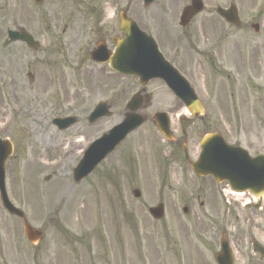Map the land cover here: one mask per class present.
Listing matches in <instances>:
<instances>
[{
  "label": "rangeland",
  "instance_id": "obj_1",
  "mask_svg": "<svg viewBox=\"0 0 264 264\" xmlns=\"http://www.w3.org/2000/svg\"><path fill=\"white\" fill-rule=\"evenodd\" d=\"M105 1L44 0L36 5L33 0H0V137L14 146L5 163L9 198L34 227L58 213L69 219L70 264H215L213 256L223 231L231 242L234 264H264L252 252L249 238L251 233L264 245V196L256 202L261 208L255 204L245 208L241 203L251 198L249 195L224 196L213 179L206 178L195 182L210 188L202 206L198 201L165 202L163 223L159 224L147 213L156 205L152 196L157 191L151 179L141 183L145 198L128 202L116 196L113 156L86 178L73 180V167L82 155L79 149L106 132L116 117L112 114L99 119L80 136L76 135L80 124L59 131L51 119L69 114L85 117L99 101L107 102L114 113L113 87L127 85L107 69H82L87 39H79V32L91 24L83 12L86 5ZM186 2L189 0H157L150 7L152 19H170L171 24H177L176 14ZM125 5L117 3L116 8ZM159 9L164 15L157 13ZM134 11L136 19L144 18L138 0ZM19 27L31 33L40 47L31 50L20 42L2 46L6 30ZM28 71L32 81L26 76ZM198 83H203L202 73ZM67 95L74 96L75 101L66 104ZM215 128L229 143L245 144V123L232 121ZM74 139L81 140L80 148L64 151L62 145ZM47 176L50 178L45 180ZM183 206L190 212L207 213L211 224L208 220L196 224L193 215L182 216ZM3 260L33 264V248L25 239L23 226L4 209Z\"/></svg>",
  "mask_w": 264,
  "mask_h": 264
},
{
  "label": "flooded vegetation",
  "instance_id": "obj_2",
  "mask_svg": "<svg viewBox=\"0 0 264 264\" xmlns=\"http://www.w3.org/2000/svg\"><path fill=\"white\" fill-rule=\"evenodd\" d=\"M112 1L113 6L110 0L86 5L83 17L90 18L91 24L80 29L79 39H87L81 55L84 72L88 66L107 69L118 80L124 79L127 83L125 87H120V83L113 87L116 124L131 112L128 108L130 104L137 107L134 113L141 114L144 119L112 152L114 192L123 201H138L147 197L141 183L149 178L153 181V190L157 191L152 196L155 202L193 203L199 199L203 204L210 188L195 182L212 177L198 176L189 163L199 155L202 136L218 132L216 124L245 123L247 129L243 146L253 155L264 154L263 0H201L203 9L193 15L185 26L171 24L170 19L154 21L150 6L144 7L143 19H136V0ZM123 2H126L124 7L116 8L117 3ZM188 3H183L176 18L179 19ZM219 7L232 10L239 22L225 21L216 13ZM125 8V14L153 38L165 61L189 81L198 101L187 102L178 98L161 79L153 78L141 83L134 75L112 71L107 62L98 63L89 58L91 50L98 44L107 54H118L117 44L124 37L119 15ZM157 13L164 15L161 9ZM170 13L171 9L165 11V16ZM199 73L203 74L201 84L198 83ZM133 96L134 100H131ZM75 99L67 95L64 102L70 104ZM158 113H165V116L157 117ZM76 118L75 124L62 131L80 124L76 135H84L89 126L87 116L76 115ZM160 118L168 121L170 139L163 137L158 130L157 121ZM215 186L219 191L223 190L220 184ZM135 191L139 193L138 197ZM55 215L35 227L40 234L36 243L31 244L33 264L71 262L69 219L60 213ZM186 215H193L196 224L205 219L211 224L210 219L204 217L205 213L187 211ZM186 225L183 224L187 228ZM166 230L170 232L169 228ZM0 264H16L3 260V207Z\"/></svg>",
  "mask_w": 264,
  "mask_h": 264
},
{
  "label": "water",
  "instance_id": "obj_3",
  "mask_svg": "<svg viewBox=\"0 0 264 264\" xmlns=\"http://www.w3.org/2000/svg\"><path fill=\"white\" fill-rule=\"evenodd\" d=\"M35 1L40 3L42 0ZM143 1L145 4H149L152 0ZM200 8V1L192 0L191 7L184 10L181 22H185L188 16L197 12ZM218 13L227 20L231 19L228 11L219 9ZM120 20L121 29L125 33V38L121 40L118 48H123L124 45H135L137 48L132 55L135 62H133L132 65H118L114 62L112 57L103 55L99 46L91 52L90 57L97 61H106L108 59L113 69L125 73H134L143 81L152 77L163 78L176 93L183 94V96L188 99L191 95L189 93L190 90L186 86H183L180 80L175 79L176 76L172 73L173 70L170 66H167L168 68L162 66V57L153 46L152 41H149L148 38L137 29L133 22L126 20L122 15ZM7 36L8 39L3 45L17 40L26 42L32 48L37 44L32 36L21 28L18 30L9 29L7 31ZM130 108L134 109V106ZM109 114L107 106L100 102L90 113L89 120L94 121L100 116H108ZM73 122L74 119L72 117L54 120V123L57 124L60 129L66 128ZM140 122L141 119L138 115L128 114L118 126L111 128L107 133L92 142L88 146L77 167L74 169L75 180H79L86 176L95 165L115 147L126 132L133 129L140 124ZM161 130L164 131V129ZM200 146L201 153L199 159L191 163V167L196 173L201 175L212 174L217 182L227 180L233 190L242 191L248 189L257 196L264 194L263 155L249 157L243 149L226 145L221 137L216 134L205 136ZM10 153V142L0 139V198L3 201V206L8 212L22 218V211L11 204L5 190L4 163ZM149 211L155 218H159L163 213V206L162 204H158L156 207L150 208ZM25 234L31 242H33L35 236H37V232L28 224H25ZM252 246L254 251L261 254L264 258V247L255 241L252 242ZM215 261L217 264H233L231 250L225 237H221L220 239V251L215 255Z\"/></svg>",
  "mask_w": 264,
  "mask_h": 264
},
{
  "label": "bare ground",
  "instance_id": "obj_4",
  "mask_svg": "<svg viewBox=\"0 0 264 264\" xmlns=\"http://www.w3.org/2000/svg\"><path fill=\"white\" fill-rule=\"evenodd\" d=\"M80 144H81V140L80 139H74V140H71L69 142H66L62 145L63 147V150H72V148H79L80 147Z\"/></svg>",
  "mask_w": 264,
  "mask_h": 264
}]
</instances>
